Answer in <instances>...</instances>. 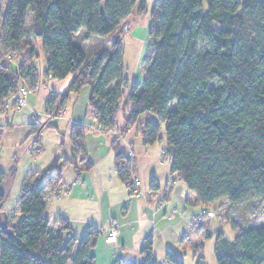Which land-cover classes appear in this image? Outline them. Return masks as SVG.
<instances>
[{"label": "trees", "instance_id": "1", "mask_svg": "<svg viewBox=\"0 0 264 264\" xmlns=\"http://www.w3.org/2000/svg\"><path fill=\"white\" fill-rule=\"evenodd\" d=\"M135 12L147 13V0H6L0 6V109H16L12 96L22 86L31 92L39 87V52L31 41L36 39L46 57L43 76H73L63 95L51 92L46 112L60 113L71 92L89 85L90 109L102 130L115 128L122 102L127 112L121 132L145 113L158 117L159 122L142 124L143 143L153 145L165 134L171 173L200 204L264 196V0H154L149 48L139 63L141 82H130L124 74L118 33ZM79 34L107 40L90 57L77 41ZM41 125L32 123L30 134ZM84 136L83 123H72L73 157L85 153ZM64 145L63 136L62 150ZM111 147L118 177L131 186L118 135ZM61 160L71 163L64 151ZM5 177L1 172L0 264H96L92 250L102 229L88 226L78 239L68 219L51 226L45 216L44 197L53 179L42 184L38 177L29 178L14 220L3 209L10 191ZM231 224L232 241L217 232V264H264V224ZM152 242L150 234L142 248L144 260L118 259L116 264H159L151 255ZM164 264L184 262L169 249ZM196 264H205L202 255Z\"/></svg>", "mask_w": 264, "mask_h": 264}, {"label": "rangeland", "instance_id": "2", "mask_svg": "<svg viewBox=\"0 0 264 264\" xmlns=\"http://www.w3.org/2000/svg\"><path fill=\"white\" fill-rule=\"evenodd\" d=\"M153 2L154 0H149V13L152 8L151 6H153ZM5 3L6 0H0V6H3ZM31 14L32 13H30V15ZM131 17L118 28L120 40L123 44L124 74L130 82H141L142 75L139 70V63L142 54L149 48V15H144L141 19H139L138 23H135ZM105 40H107V38H101L100 36H92L88 39L79 34L77 37V41L83 45L90 57L93 56V53L97 51ZM31 41L33 47L37 52H39V57L35 61V64L41 73L40 80L38 82L39 88L30 93L28 97V107L17 110L9 105L5 109H0V125L2 126L0 133V173L4 172L6 174L4 181L10 184V191L4 203L3 209L8 215L12 216V219L14 220L18 218V202L21 197L22 189L26 182L29 181V178L38 177V180L42 184H46L51 177V174L57 171V168H53L47 173L44 172L46 167L49 166L55 158L57 153L55 149L56 144L60 145L61 138L63 136L65 138V142L68 143L67 125L69 121L78 120L77 116L80 115V120L83 119L86 122L94 123V119L90 114L85 115L91 92V86L89 85L84 87L79 93L71 92L64 104V114L63 109L60 111V114L63 115L60 120L49 121L46 112V101L52 91L57 92L59 95H63L67 90L70 79H54V82H50L53 78H45L42 74V70L46 66L45 53L38 40L31 39ZM127 90L128 88L125 91ZM30 97L34 100L33 102L30 101ZM124 108V103L122 102L119 114L116 118V126L119 128L124 127V114L127 112V109L125 108L124 110ZM72 111L75 112V119L71 118ZM31 120L34 123L42 124L40 131L36 134H30ZM147 120L159 122L158 117L153 113H145L141 115L137 119L136 123L131 127L132 131L127 134L131 136L130 139L136 138V141H139L137 139L141 135L142 124ZM58 122L60 124H58ZM47 123H55L58 124L59 127H49ZM112 132L113 136L118 135V131ZM145 146V149H148V151L144 153V151H139V149L136 148V155L132 159L133 165L137 169V175L142 182V186L140 185L141 187H139L140 191H142L143 195V188L153 191L151 188L153 184L159 186L156 189V191L160 194L158 201L163 199L166 195L171 196L172 202L168 206V213L170 215L171 211H175V217L179 218V216L182 215L181 210H184L185 208L190 209V207L186 204H182V199L176 195L174 190L172 191L171 189H173V186L175 188L182 186L183 195H186L189 189L182 180L171 173V160L165 151V148L167 147L165 134L162 133V139L160 141H157L153 145ZM38 147H40V150H37ZM123 147L127 151L124 144ZM111 153L112 151L110 152V155L103 157L100 163L101 167L109 168L110 158L112 155ZM62 171L65 177L67 172L73 173L74 168L72 165H67ZM96 173L97 172H95V176H97ZM77 177L78 175L76 174L75 179ZM104 178L106 179L107 185L110 189L118 185V183L122 189L123 185L119 180H115L117 179L116 177L114 180L110 178L111 181L108 180V176H104ZM95 179H98V177H95ZM174 179H176L175 184H173ZM55 180L56 178L53 179V184L55 183ZM52 186L46 191L49 192L50 190L54 192L55 190H53ZM114 192L116 193V197L121 195V193H119V189ZM48 195L49 193H45L44 197L47 203L45 216L51 222H53L56 217H58V219H67L66 215L59 213L60 208L66 212L65 214H71V216H74L75 218L92 217L93 215L91 213L96 212L95 210L93 211V209H98V202L96 203L94 200H84L81 202L79 200L75 201L66 197H63V199L60 200L56 194H54L51 198H48ZM63 195H66V192H64ZM132 195L134 196V194ZM118 198H121V196ZM75 206H78V209H75ZM205 206L208 210L213 212L212 216L205 217V220L203 221L206 222L210 220L207 227L212 232L210 236H206L202 241V256L204 257L205 264H217L215 244L218 230L221 229L228 240L234 239L236 232L233 229L230 220L235 219L234 221L238 220L237 222L240 221L245 225L250 224L258 226L264 224V196L247 199L244 201L242 206H234V208L230 209L228 206L225 207L223 203L220 202L206 204ZM68 207L70 208L69 213L67 212L69 209ZM103 207L106 208V201L103 202ZM157 207L158 204L155 205V209H157ZM90 208H92L91 211L89 210ZM119 211L120 209H118V212ZM238 214L242 215V219L237 218ZM223 217L228 218L229 220L224 219ZM232 217L234 219H232ZM221 218H223V220H220ZM79 223L80 222L78 221H74L73 225L70 224L71 232L78 239L82 237L86 230ZM176 246L178 247V244ZM178 248V253L180 256H183L182 258L184 259L185 264H196L192 260L191 248ZM184 254H187V256H184Z\"/></svg>", "mask_w": 264, "mask_h": 264}, {"label": "crops", "instance_id": "3", "mask_svg": "<svg viewBox=\"0 0 264 264\" xmlns=\"http://www.w3.org/2000/svg\"><path fill=\"white\" fill-rule=\"evenodd\" d=\"M148 7L149 0H147V13L138 14L137 12H135L131 15L132 17L130 16L131 19H133L135 23H138L139 19H141L144 15H149ZM44 69L42 71H44ZM68 78L71 82L73 76H68L66 79ZM53 80L54 79H52L50 82H54ZM30 101L33 102L34 100L31 98ZM88 114L93 117L94 123L86 122L83 119L80 120V115L77 116L78 120H70L67 125L68 143L65 142V145L63 147L64 150H62V147L60 145L56 144L55 146L57 152L61 154L64 151V154L71 159V163L67 165H72L74 168V172H67L65 174L66 176L64 177L62 170L67 165H64L62 163L60 167H55L57 168V171L51 174V177L47 182L49 183L52 179L56 178L55 183L52 186L53 190L55 191H46V193H49L48 198H51L54 194H56L60 200H62L63 197H66L68 199L75 201L79 200L81 202H83L84 200H94V202H98V209H93V211L95 210L96 212H92L91 214L93 216L89 218H75L74 216H71V214H65L66 212H64L61 208L59 209V213L66 215L71 225H73L74 221H78L84 229H87V227L91 225L102 229L103 233L99 236L97 244L92 250V253L96 258V264H116L118 259H121L125 262H140L144 260L145 254L142 253V248L144 246L146 237L150 234L152 235L153 241L151 255L153 259L156 260L159 264L165 263V255L167 250L169 249H172L176 253V255L183 260L185 264V261L182 258L183 256H180L178 253V247L191 248L192 260L196 263V259L200 255H202V241L206 237V231L210 230L207 227L210 220L193 225L190 223V219L193 215L197 214L205 205L200 204L196 199V194L191 192L190 190L186 193V195H183L182 186H178L181 187V203L186 204L190 207V209L185 208L184 210H181L182 215L177 218L175 217L176 215H174L176 214L175 211H171L170 215L168 213V206L172 202L171 196L166 195L163 197V199H160V201H158L160 194L156 191V189L159 186L153 184L151 186L153 191L143 188L144 194L142 195V191H140L139 188L142 186V182L138 177L137 169L136 167H134L132 162L133 157H135L136 155V148L139 149V151H144V153L148 151V149H145L146 146L143 143L142 135H140V137L137 139L139 140L137 142L136 138L130 139L131 136L127 135L132 131L131 128H127L124 133L120 130L123 127L119 128L115 126V128L110 131L100 129L98 124L96 123L89 104L85 112V115ZM71 118L75 119V112L73 111ZM30 122V124L34 123L32 122V120ZM78 122L83 123L85 127V153H81L77 157H73L70 144V126L72 123ZM58 124L60 123L58 122ZM58 124L56 128L59 127ZM112 131H118L120 148L123 152V155L130 164L129 175L131 186H128L127 183L122 181L117 175L116 157L111 147V138L113 137ZM123 144L127 148V151L124 149ZM111 151L112 155L110 158L109 168L101 167L100 163L103 157L110 155ZM95 172H97V176H95ZM76 174L78 175V177L75 179ZM104 176H108L109 181H111V179L114 180L116 177L117 179L115 180H119L123 185L122 189L120 188L119 183L118 185L110 189ZM95 177H98V179H95ZM133 177L138 178L140 181V184L138 186L140 193L134 196L132 195ZM176 188L173 186V189L171 190L175 191ZM117 189H119V193H121V195H119L121 196V198H118L119 196L116 197L115 195L116 193L114 191ZM64 192H66V195H63ZM104 201H106V208L103 207ZM215 202L223 203V205L225 207L228 206L229 209L234 208V206H242V204L244 203L243 201L234 204L231 203L227 198H222L209 204H213ZM157 204L158 207L157 209H155V205ZM74 208L78 209V206H75ZM118 209H120L119 212ZM69 210L70 208L67 211L68 213ZM89 210L91 211L92 208H90ZM223 218H221L220 220H223ZM237 218L242 219V215L238 214ZM57 219L58 217H56L53 222L49 220L51 226L54 225V222ZM232 219L234 218L232 217ZM112 226L116 228L117 236L116 241L111 244L106 242L105 233ZM218 231L222 232L221 229ZM222 234L225 237L224 232H222ZM177 244L178 247L176 246ZM197 247H201V249L197 250ZM185 255L187 256V254H184V256Z\"/></svg>", "mask_w": 264, "mask_h": 264}, {"label": "built area", "instance_id": "4", "mask_svg": "<svg viewBox=\"0 0 264 264\" xmlns=\"http://www.w3.org/2000/svg\"><path fill=\"white\" fill-rule=\"evenodd\" d=\"M31 93V89H29L26 86H22L20 88V91L12 96V100H14L16 102V109L17 110H21L24 109L26 107H28V97ZM47 116L49 121L52 120H60V118L62 117V114L60 113H56L54 111V109L52 111L47 112ZM40 150V147L37 148V150ZM140 181L138 178L134 177L133 178V188H132V194L134 195H138L140 193L139 191V186ZM213 212L211 210H208V208L206 206L202 207L201 210L193 215L190 219V223L193 225L202 223L205 220V217L207 216H212ZM116 236H117V230L115 227H110L106 233H105V240L107 243H114L116 241Z\"/></svg>", "mask_w": 264, "mask_h": 264}, {"label": "water", "instance_id": "5", "mask_svg": "<svg viewBox=\"0 0 264 264\" xmlns=\"http://www.w3.org/2000/svg\"><path fill=\"white\" fill-rule=\"evenodd\" d=\"M62 164V160H61V154L59 152L56 153L54 160L49 164V166L46 167V169L44 170L45 173H47L49 170L55 168V167H60ZM175 193L177 196H179L180 198L181 196V187H177L175 190ZM182 199V198H181Z\"/></svg>", "mask_w": 264, "mask_h": 264}]
</instances>
